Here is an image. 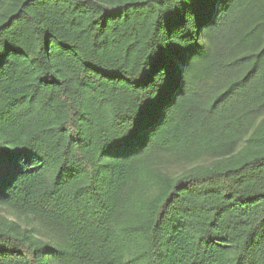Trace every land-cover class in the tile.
<instances>
[{
  "label": "trees",
  "instance_id": "1",
  "mask_svg": "<svg viewBox=\"0 0 264 264\" xmlns=\"http://www.w3.org/2000/svg\"><path fill=\"white\" fill-rule=\"evenodd\" d=\"M0 206L63 229L0 264H264V0H0Z\"/></svg>",
  "mask_w": 264,
  "mask_h": 264
},
{
  "label": "rangeland",
  "instance_id": "2",
  "mask_svg": "<svg viewBox=\"0 0 264 264\" xmlns=\"http://www.w3.org/2000/svg\"><path fill=\"white\" fill-rule=\"evenodd\" d=\"M152 156L150 160L143 161V168L151 172L156 171L158 174L166 177L177 176L189 170L204 167L216 160L215 157L172 160L161 156L160 152H153ZM0 219L21 229L33 230L43 242H50L54 245L61 244L58 235L63 236V229L42 217L14 212L6 206H0Z\"/></svg>",
  "mask_w": 264,
  "mask_h": 264
}]
</instances>
